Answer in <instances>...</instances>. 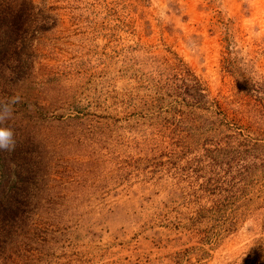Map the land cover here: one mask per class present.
<instances>
[{
    "label": "rangeland",
    "instance_id": "374dc122",
    "mask_svg": "<svg viewBox=\"0 0 264 264\" xmlns=\"http://www.w3.org/2000/svg\"><path fill=\"white\" fill-rule=\"evenodd\" d=\"M4 105L0 264H264V0H0Z\"/></svg>",
    "mask_w": 264,
    "mask_h": 264
},
{
    "label": "trees",
    "instance_id": "16d2710c",
    "mask_svg": "<svg viewBox=\"0 0 264 264\" xmlns=\"http://www.w3.org/2000/svg\"><path fill=\"white\" fill-rule=\"evenodd\" d=\"M11 177H12L11 163L5 160L2 150H0V201L2 200V196L6 192V185L9 183ZM17 187H18V182L15 181L11 187L12 191L17 189ZM3 208H4V211L6 212H13L15 207L12 205V202L10 201L9 205L7 204Z\"/></svg>",
    "mask_w": 264,
    "mask_h": 264
},
{
    "label": "clouds",
    "instance_id": "9594fccd",
    "mask_svg": "<svg viewBox=\"0 0 264 264\" xmlns=\"http://www.w3.org/2000/svg\"><path fill=\"white\" fill-rule=\"evenodd\" d=\"M16 101H13L15 103ZM10 114V107L4 105L0 108V150H12L15 147V139L13 130L3 126V121Z\"/></svg>",
    "mask_w": 264,
    "mask_h": 264
}]
</instances>
